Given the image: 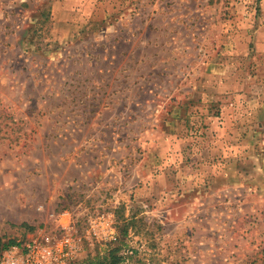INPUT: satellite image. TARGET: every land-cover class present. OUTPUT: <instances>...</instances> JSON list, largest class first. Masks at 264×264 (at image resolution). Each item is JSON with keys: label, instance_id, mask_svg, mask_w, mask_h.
I'll return each instance as SVG.
<instances>
[{"label": "rangeland", "instance_id": "rangeland-1", "mask_svg": "<svg viewBox=\"0 0 264 264\" xmlns=\"http://www.w3.org/2000/svg\"><path fill=\"white\" fill-rule=\"evenodd\" d=\"M64 223L70 264H264V0H0V243Z\"/></svg>", "mask_w": 264, "mask_h": 264}, {"label": "built area", "instance_id": "built-area-1", "mask_svg": "<svg viewBox=\"0 0 264 264\" xmlns=\"http://www.w3.org/2000/svg\"><path fill=\"white\" fill-rule=\"evenodd\" d=\"M60 227L59 235L37 233L22 243L4 248L0 264H70L79 251V238L71 232L69 223Z\"/></svg>", "mask_w": 264, "mask_h": 264}, {"label": "trees", "instance_id": "trees-1", "mask_svg": "<svg viewBox=\"0 0 264 264\" xmlns=\"http://www.w3.org/2000/svg\"><path fill=\"white\" fill-rule=\"evenodd\" d=\"M13 241H8L6 243H0V253L1 251L11 244ZM124 260V256L120 254V246H115L107 252V254L102 258L87 259L75 264H120Z\"/></svg>", "mask_w": 264, "mask_h": 264}]
</instances>
